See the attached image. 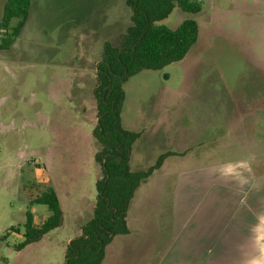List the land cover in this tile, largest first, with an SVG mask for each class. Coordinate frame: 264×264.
Returning a JSON list of instances; mask_svg holds the SVG:
<instances>
[{"label": "rangeland", "instance_id": "374dc122", "mask_svg": "<svg viewBox=\"0 0 264 264\" xmlns=\"http://www.w3.org/2000/svg\"><path fill=\"white\" fill-rule=\"evenodd\" d=\"M31 1L21 35L10 49H0V264H66L68 239L92 217L97 200L96 66L104 45L117 44L131 25L132 11L125 0ZM200 1L201 12L176 7L157 23L176 29L197 21L200 36L189 54L124 84V124L153 122L147 128L152 139L132 148V168H148L165 152L185 155L170 158L164 173L205 165L213 160L216 122L238 124L239 114L264 107V0ZM219 134L216 146L225 155L227 134ZM26 182L53 186L77 220L18 254L13 247L24 237L8 231L24 232ZM33 211L49 213L43 205Z\"/></svg>", "mask_w": 264, "mask_h": 264}, {"label": "crops", "instance_id": "0c3cea01", "mask_svg": "<svg viewBox=\"0 0 264 264\" xmlns=\"http://www.w3.org/2000/svg\"><path fill=\"white\" fill-rule=\"evenodd\" d=\"M238 116V124L221 126L218 121L213 125L211 162L195 169L164 173L170 158L185 155L176 153L139 187L127 215L129 233L112 240L102 264H264V107L251 108ZM172 118L168 115L166 122L170 124ZM122 124L128 131L141 133L135 145L146 136V141L152 139L151 129L147 128L153 122L126 126L122 119ZM221 131L227 134L225 155L216 146ZM132 160L131 154L132 171L150 167L132 168ZM26 183L22 189L28 206ZM59 200L62 225H74L77 217L68 215L60 197ZM33 213L36 226L51 214ZM41 216L43 223L39 224ZM86 222L81 220L75 226L76 234L68 242L81 235ZM16 234L23 236L24 232ZM40 242L21 251L13 249L21 254Z\"/></svg>", "mask_w": 264, "mask_h": 264}, {"label": "trees", "instance_id": "16d2710c", "mask_svg": "<svg viewBox=\"0 0 264 264\" xmlns=\"http://www.w3.org/2000/svg\"><path fill=\"white\" fill-rule=\"evenodd\" d=\"M126 5L132 11L131 25L117 44L104 45L102 59L96 66L93 95L98 122L93 136L100 144L95 155L100 167L97 200L92 218L67 247L66 264H102L106 247L112 240L129 233L127 215L139 187L162 168L169 157L176 155L165 152L148 169L131 170L132 148L141 133L123 128L124 84L141 72L162 70L189 54L200 36L197 21L186 20L176 29L157 23L167 19L176 7L197 14L202 11V3L200 0H126ZM31 7V0L5 1L0 21L1 50L10 49L21 35ZM24 190L29 208L23 227L24 240L14 246L16 251L41 241L58 228L63 214L59 197L51 186L26 183ZM34 205L46 206L51 213L41 226L35 224L31 208ZM11 232L17 233L18 229L11 227L8 234Z\"/></svg>", "mask_w": 264, "mask_h": 264}, {"label": "water", "instance_id": "95a60500", "mask_svg": "<svg viewBox=\"0 0 264 264\" xmlns=\"http://www.w3.org/2000/svg\"><path fill=\"white\" fill-rule=\"evenodd\" d=\"M62 221H63V217L61 216V217H60L59 225H62Z\"/></svg>", "mask_w": 264, "mask_h": 264}, {"label": "built area", "instance_id": "2783aa9c", "mask_svg": "<svg viewBox=\"0 0 264 264\" xmlns=\"http://www.w3.org/2000/svg\"><path fill=\"white\" fill-rule=\"evenodd\" d=\"M0 38H1V35H0Z\"/></svg>", "mask_w": 264, "mask_h": 264}]
</instances>
